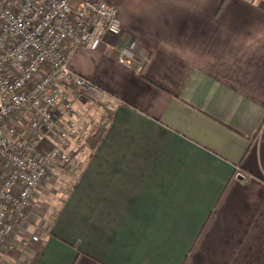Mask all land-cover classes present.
Returning a JSON list of instances; mask_svg holds the SVG:
<instances>
[{
  "label": "crops",
  "instance_id": "1",
  "mask_svg": "<svg viewBox=\"0 0 264 264\" xmlns=\"http://www.w3.org/2000/svg\"><path fill=\"white\" fill-rule=\"evenodd\" d=\"M108 3L121 34L68 67L116 107L72 93L80 147L109 121L0 264H264V0Z\"/></svg>",
  "mask_w": 264,
  "mask_h": 264
},
{
  "label": "built area",
  "instance_id": "2",
  "mask_svg": "<svg viewBox=\"0 0 264 264\" xmlns=\"http://www.w3.org/2000/svg\"><path fill=\"white\" fill-rule=\"evenodd\" d=\"M120 34L108 0H0V254L12 248L14 230L49 170L70 165L82 145L72 93L107 113L116 107L70 71V55ZM47 138L51 148L37 150Z\"/></svg>",
  "mask_w": 264,
  "mask_h": 264
},
{
  "label": "rangeland",
  "instance_id": "3",
  "mask_svg": "<svg viewBox=\"0 0 264 264\" xmlns=\"http://www.w3.org/2000/svg\"><path fill=\"white\" fill-rule=\"evenodd\" d=\"M78 5V1H73L71 3V7L73 9H76ZM86 105H88L86 109H89V107H92V111L93 112L95 109H97L99 112L102 110L104 112H106L103 108V106H101L98 103H94L90 100L85 101ZM97 114V112H95ZM74 119V118H73ZM93 120L95 119V115L94 117H92ZM75 121V120H74ZM77 122V121H75ZM93 122L94 121H89V123H87V125L84 128V135L80 134V138L82 140H85V136L88 135V133L93 129ZM85 123V124H86ZM81 140V141H82ZM83 154V160L86 158V156L88 155V150L86 148V146L83 145V149L81 152H78V154ZM80 157L77 156L74 160H72L71 164L66 166V167H53L49 170L47 176L42 180V182L39 184V186L37 187L35 194L33 196L34 198V202L36 203L35 205H39V207L41 205L46 206L48 203H50L53 200L56 199H61L62 197H64L65 192L68 190V188L73 184L74 178H75V172L78 171L80 169V165L78 164L76 161H78ZM76 160V161H75ZM32 198V200H33ZM36 198V200H35ZM33 202V201H32ZM29 209V208H28ZM28 212V210H27ZM27 212L25 217L23 218V220L16 226L13 236L17 235L18 232H23L26 229H32V227H30V225H32L30 222H25V218L27 216ZM30 230V231H31ZM37 231H34L33 233H36ZM34 236H36V234H33Z\"/></svg>",
  "mask_w": 264,
  "mask_h": 264
},
{
  "label": "trees",
  "instance_id": "4",
  "mask_svg": "<svg viewBox=\"0 0 264 264\" xmlns=\"http://www.w3.org/2000/svg\"><path fill=\"white\" fill-rule=\"evenodd\" d=\"M109 119L107 118L106 120H104L102 123L98 126H96L93 130V134L85 141L86 146L88 147V149H93L97 143L99 142V139L108 123ZM83 149V146L80 147V150Z\"/></svg>",
  "mask_w": 264,
  "mask_h": 264
}]
</instances>
